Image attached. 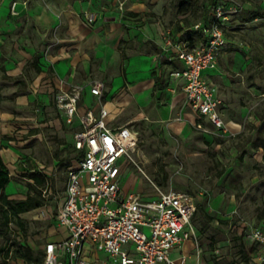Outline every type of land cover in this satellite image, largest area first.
Listing matches in <instances>:
<instances>
[{"label":"rangeland","instance_id":"obj_1","mask_svg":"<svg viewBox=\"0 0 264 264\" xmlns=\"http://www.w3.org/2000/svg\"><path fill=\"white\" fill-rule=\"evenodd\" d=\"M213 1L129 0L123 11L110 0L101 1L100 7H118L117 12L124 15L113 18L112 23L123 25L125 40L111 45L106 33L111 23L98 20L82 32L85 38L81 49L77 48L76 71L81 79L90 76L106 83L107 97L102 103L112 114L111 128L130 124L139 132L146 175L134 165H126L125 191H143L152 200L157 196L155 184L162 191L192 195L197 205L203 206L193 223L200 230L205 264H245L241 247L251 244L253 227H264V17L247 21L249 9L258 2L223 0L245 6L227 22L228 43L219 60L216 88L218 98L226 105L222 106L224 119L241 124L240 132L231 128L229 136H206L194 127L190 111L180 112V104L170 92L171 67L164 65L159 74L156 72L151 58L157 49L146 34L147 29L165 28L175 34L184 31L185 39L199 40L202 33L196 34L194 27L204 21ZM133 3L141 9L136 15L128 9ZM92 6L87 9L93 10ZM13 24L7 32L0 31L5 39L0 45V153L11 174L6 192L12 199H26L28 184L33 182L31 175L37 173L47 177L54 194L62 196L67 167L70 162L76 163L72 137L79 122L66 125L53 97L46 104L35 94L28 77L30 68L17 77L8 73L12 69L9 65L19 67L29 59L34 53L31 43L39 44L41 34L47 42L44 50L50 47V52L57 53L63 31L57 26L43 32L27 20ZM133 57L150 58L144 68L145 81L150 85L155 81L142 99L135 98L128 85L120 84L122 78L116 79L126 73ZM21 94L26 97L20 99ZM86 105L97 110L100 107L89 100ZM51 197L50 205L55 208L57 202ZM38 217L37 212L22 215L28 226V233L23 234L15 221L5 227L0 212V264H27L10 253L8 256L13 243H26L37 252L44 251L48 239L57 238L60 231L54 221ZM144 230L151 234L150 229ZM101 255L108 258L104 252ZM247 264L264 263L255 258Z\"/></svg>","mask_w":264,"mask_h":264},{"label":"built area","instance_id":"obj_2","mask_svg":"<svg viewBox=\"0 0 264 264\" xmlns=\"http://www.w3.org/2000/svg\"><path fill=\"white\" fill-rule=\"evenodd\" d=\"M257 1L264 6V0ZM16 6L14 2L13 16L18 14ZM124 6L125 2H121L119 9L123 11ZM244 8L241 3L217 4L209 23L200 22L194 27L205 38L200 46L171 30L163 35L164 46L158 58H176L182 63V68L172 70L170 77L179 83L187 105L198 116L194 127L205 134H232L222 112L225 104L216 96L205 73L216 70L221 51L228 43L227 22ZM83 17L89 24L97 19L89 12ZM87 88L98 99L99 110L81 106ZM105 89L102 81L94 80L62 90L55 97L66 125L79 122L72 143L77 157L76 163L67 167L63 195L54 194L47 180L42 190L46 205L32 211L37 212L39 219L53 220L56 228L65 232L55 240L48 239L43 264H192L184 248L188 243L195 250L194 264H205L200 262L203 248L193 223L197 201L192 195L162 191L155 184L157 196L152 200L139 192L122 194L126 165L132 164L146 174L136 127H110L112 114L102 103ZM205 119L212 128L203 123ZM51 196L57 202L55 208L50 205ZM145 228L150 229V235ZM250 240L259 245L254 259L264 263V227H253Z\"/></svg>","mask_w":264,"mask_h":264},{"label":"crops","instance_id":"obj_3","mask_svg":"<svg viewBox=\"0 0 264 264\" xmlns=\"http://www.w3.org/2000/svg\"><path fill=\"white\" fill-rule=\"evenodd\" d=\"M101 1L105 0H0V31L7 32L12 27H14L13 23L16 21H23L27 20L29 23L36 26L37 30H42L43 32L49 31L50 28L53 27H60L63 31L61 36L58 38L59 42V48L57 53H54V51L50 52V47L46 48V41L44 39V34H41L42 39H40L39 44H32V50L34 53L29 57L28 60H26L24 63L19 65L17 67L16 65H9L10 68H12L8 76L10 77H17L20 74L23 75L25 68H30L29 73H31V76L28 75L29 81L31 82V86L35 92V94H39L40 97H42L45 101H47L46 104H49V101L51 97L54 99L55 103V97L57 93H59L62 90H69L71 87L76 85H83L86 84L88 81H102L105 85L106 83L102 79L92 78L89 76V78L81 79L78 77V73L76 71L78 60L76 58L77 48L79 47L81 49L82 47V41L84 40V36L82 34L83 31H85L86 28H90L92 25L96 24L98 20H106L107 22L111 23L110 31H113V33H110V31L107 29L106 33H109L111 38V45L114 43H121L123 40H125V35L123 32V25H118L115 23H112V19L121 16L119 12H117V8H108L107 6H101ZM107 1V0H106ZM114 4H120L121 2H125V7L128 4L129 0H110ZM14 2H17L16 6V12L18 13L16 16L12 15V4ZM258 2V1H257ZM27 3V5H25ZM93 5V10H88L87 7ZM251 5V4H250ZM253 5V9H259L263 8L264 6H261L260 3ZM128 9L130 11H133V15L138 14L141 9L138 4L133 3L128 5ZM250 10V9H249ZM85 12L93 13L96 15L97 19L94 23L89 24L84 19L83 14ZM99 14L100 16L98 17ZM124 16V15H122ZM127 17V16H125ZM140 16H136V18H139ZM258 19V18H257ZM256 20V19H255ZM139 23V22H137ZM136 24V23H135ZM115 30V31H114ZM171 30V29H167ZM165 28L159 29V30H146V34L148 36V40L154 43L157 52L153 54L152 61L154 62V67L157 68L156 72L159 74L160 68L164 65H170L171 71L174 69H181L182 63L178 61L176 58L170 61L168 58H162L159 59L158 55L161 54L162 47L164 46L163 41V35L165 33ZM172 31V30H171ZM177 32V31H176ZM178 37L184 35V31L177 32ZM192 45L194 46H200L205 42V38L203 34L201 35V38L198 40H194L193 38L189 39ZM5 44V39L3 36L0 35V45ZM46 52V54L44 53ZM221 56V54H220ZM220 56L218 58V66L215 71H209L205 73V77L212 82L214 91L216 96L217 94V81L218 76L220 74V66H219V60ZM135 58V60L133 59ZM129 59V65H126L127 71L126 73L123 72L121 76H118L116 79L122 78V84L123 86L128 85L129 90L134 94V97L137 99H142L143 96H146L149 89L153 88V84L155 81H153V84H147L148 82L145 81L146 72L144 71V68L147 67L149 62V57H142V58H136L133 57ZM127 63V64H128ZM149 68V67H148ZM28 74V71H26ZM116 79L113 82V86H115ZM172 86L170 87V92H172V95L177 100V102L180 104V112H186V110L190 111L194 115V123L198 121L197 114L187 105L186 103V96L184 92L181 90L179 83L177 81H174L172 78ZM107 87V85H106ZM107 90V88L105 89ZM56 93L54 94V92ZM25 95H20L19 98H24ZM106 94L104 92V99L106 98ZM90 101V103L96 104L98 103V99L96 97H93L90 92L89 88L83 93L82 98V107H91L87 106L86 102ZM56 105V104H55ZM104 105V104H103ZM226 107V105H225ZM96 109V108H93ZM59 111V110H58ZM60 113V112H59ZM61 118L64 121V118L62 114L60 113ZM225 116V115H224ZM225 118V117H224ZM226 122V120H225ZM65 123V121H64ZM191 123V122H190ZM188 122V125H190ZM203 123L207 126L210 125L208 119L203 120ZM228 127L233 130H237V132H240V126L241 124L232 121V122H226ZM66 124V123H65ZM128 125V124H124ZM74 133L72 137V143L74 140ZM206 136H213L211 134H206ZM10 156V155H9ZM137 180V179H136ZM127 181L126 175L123 177L122 182V194L128 195L124 189L125 182ZM139 193H142L144 197H151L149 195H144L145 193L143 191H137ZM136 193V192H135ZM156 198V196H154ZM60 233L63 235L65 234L64 231H60ZM185 252L190 256V262L194 264L196 261L195 257V250L193 249V245L191 243H188L185 245ZM194 253V255H193ZM201 263H205L203 261V258L200 259Z\"/></svg>","mask_w":264,"mask_h":264},{"label":"trees","instance_id":"obj_4","mask_svg":"<svg viewBox=\"0 0 264 264\" xmlns=\"http://www.w3.org/2000/svg\"><path fill=\"white\" fill-rule=\"evenodd\" d=\"M227 4L223 0H214L213 3L209 6L207 16L204 19L203 23L206 25L209 23L212 10L217 4ZM264 17L263 8L259 9H250L247 14V21H253L257 18ZM180 29V28H179ZM201 33L198 31H194ZM193 44V43H192ZM73 151H75L72 146ZM76 152V151H75ZM72 163L68 166H70ZM33 182L28 184V194L24 200L12 199L6 192V187L11 181V174L8 166L3 160V157L0 153V212L2 215V222L5 227L15 221L19 228L22 230L23 234L28 233L27 222L22 219V215L30 213L34 210L42 208L46 205V201L42 194V188L45 187L47 182V177L42 174H33L31 175ZM203 211V206L201 204L197 205V211L194 215L193 221L196 220V214ZM209 218V217H208ZM211 220V218H209ZM198 229V228H197ZM199 235L200 230L198 229ZM259 250V245L251 241L249 246L241 247V254L244 258L245 264L251 263L254 259L256 252ZM9 253L12 254L15 259H21L27 264H43L44 262V253L43 251H35L30 245L26 243H13ZM234 264V263H227Z\"/></svg>","mask_w":264,"mask_h":264}]
</instances>
